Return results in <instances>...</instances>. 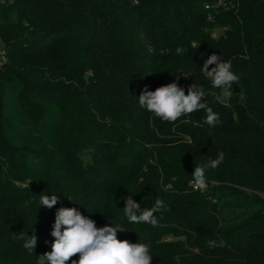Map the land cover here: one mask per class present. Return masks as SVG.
I'll list each match as a JSON object with an SVG mask.
<instances>
[{
    "label": "trees",
    "instance_id": "16d2710c",
    "mask_svg": "<svg viewBox=\"0 0 264 264\" xmlns=\"http://www.w3.org/2000/svg\"><path fill=\"white\" fill-rule=\"evenodd\" d=\"M0 40V264H46L60 207L122 225L152 264H264V0H0ZM213 53L240 77L230 99L201 71ZM173 82L203 86L215 127L205 110L168 123L139 105ZM128 195L169 210L129 223ZM33 229L30 253L13 233Z\"/></svg>",
    "mask_w": 264,
    "mask_h": 264
},
{
    "label": "clouds",
    "instance_id": "9594fccd",
    "mask_svg": "<svg viewBox=\"0 0 264 264\" xmlns=\"http://www.w3.org/2000/svg\"><path fill=\"white\" fill-rule=\"evenodd\" d=\"M210 65H215L209 70ZM203 75L211 81L212 88L220 89L221 96L230 99L233 95V85L239 84L240 77L232 70L231 61H222L221 57L213 53L208 56L201 66ZM206 92L203 86L192 83L185 94L184 88L177 82L157 87L149 91L147 87L138 97L139 105L159 118L162 122L175 123L182 117L194 112L205 110L204 123L210 128L219 122V114L215 113L204 100ZM218 100L220 96L216 97ZM225 159V153L219 151L217 158H209L207 162L195 165L190 184L194 190L204 192L208 188L206 172L218 168ZM72 201L70 198H68ZM125 207L124 215L129 223L150 224L153 227L159 223L157 213L169 210L165 202L157 197L152 207L141 210L140 204L131 195L122 197ZM56 194L41 195L40 206L51 209L58 203ZM31 236L23 231L13 233V238L23 241V248L34 252L37 236L33 229ZM118 232H127L116 224L97 227L96 222L83 215L76 208L60 207L55 213V221L51 236V251L41 255L46 264H152L150 246L147 243H132L120 240ZM210 248L223 247V242L217 244L214 240L207 241ZM78 256V259H72Z\"/></svg>",
    "mask_w": 264,
    "mask_h": 264
},
{
    "label": "rangeland",
    "instance_id": "374dc122",
    "mask_svg": "<svg viewBox=\"0 0 264 264\" xmlns=\"http://www.w3.org/2000/svg\"><path fill=\"white\" fill-rule=\"evenodd\" d=\"M222 27H217L215 30H214V33H217V35L221 32V29ZM3 50H4V45H3V43L1 42V40H0V55H1V53L3 52ZM1 57V56H0ZM1 61V60H0ZM0 64H1V62H0Z\"/></svg>",
    "mask_w": 264,
    "mask_h": 264
},
{
    "label": "built area",
    "instance_id": "2783aa9c",
    "mask_svg": "<svg viewBox=\"0 0 264 264\" xmlns=\"http://www.w3.org/2000/svg\"><path fill=\"white\" fill-rule=\"evenodd\" d=\"M213 35L214 36H217V33H213ZM1 57H0V62H1V64H3V63H5L6 62V60H7V58H6V55H5V53H4V50H3V52L1 53V55H0ZM0 64V65H1Z\"/></svg>",
    "mask_w": 264,
    "mask_h": 264
},
{
    "label": "water",
    "instance_id": "95a60500",
    "mask_svg": "<svg viewBox=\"0 0 264 264\" xmlns=\"http://www.w3.org/2000/svg\"><path fill=\"white\" fill-rule=\"evenodd\" d=\"M240 88L238 86L235 87V92H239Z\"/></svg>",
    "mask_w": 264,
    "mask_h": 264
}]
</instances>
